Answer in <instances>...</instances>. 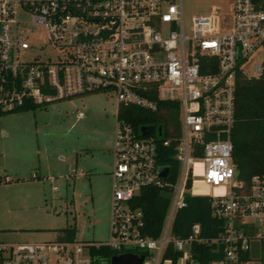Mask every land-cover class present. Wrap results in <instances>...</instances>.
<instances>
[{
	"label": "built area",
	"instance_id": "obj_1",
	"mask_svg": "<svg viewBox=\"0 0 264 264\" xmlns=\"http://www.w3.org/2000/svg\"><path fill=\"white\" fill-rule=\"evenodd\" d=\"M223 12L217 4L188 16L183 0H0V109L107 91L117 104L151 110L161 100L175 101L180 121L176 135L155 126L140 136L116 119L107 240L81 242L60 233L66 238L0 242V264L105 263L101 247L141 255V264H200L194 242L223 245L209 264H249L242 254L252 239H264V174L253 173L248 184L238 178L231 131L237 71L264 70V4L232 0L230 16ZM37 30L56 49L53 57L30 54L45 46L33 43ZM171 143L168 152L179 163L172 180L170 166L159 160ZM197 169L202 184L221 186L206 195L223 228L204 237L194 221L186 236H176L172 223L186 195L205 194L192 190ZM145 185L170 188L156 236L144 231L143 211L131 203ZM170 245L175 258L165 255Z\"/></svg>",
	"mask_w": 264,
	"mask_h": 264
},
{
	"label": "rangeland",
	"instance_id": "obj_2",
	"mask_svg": "<svg viewBox=\"0 0 264 264\" xmlns=\"http://www.w3.org/2000/svg\"><path fill=\"white\" fill-rule=\"evenodd\" d=\"M183 3L188 16L219 4L224 18L232 8V0ZM32 41L45 46L31 55H55L40 31ZM117 107L114 94L94 91L0 114V242L55 240L60 233L81 242L107 240ZM200 170L192 190L222 192L202 184ZM250 244L248 263L264 264V240Z\"/></svg>",
	"mask_w": 264,
	"mask_h": 264
},
{
	"label": "trees",
	"instance_id": "obj_3",
	"mask_svg": "<svg viewBox=\"0 0 264 264\" xmlns=\"http://www.w3.org/2000/svg\"><path fill=\"white\" fill-rule=\"evenodd\" d=\"M258 4H264V0H254ZM39 106L27 101L9 111L26 110ZM5 112L0 109V114ZM235 122L232 126L231 139L233 143V159L237 164L238 178L248 184L253 173L264 174V70L256 76H250L241 70L236 73L235 82ZM116 119H123L130 123L136 134L141 136L140 127L147 125H162V134L176 135L180 131L178 103L175 101L161 100L155 110L144 108L138 104L119 103L116 110ZM173 144L167 147L160 161L170 166L169 178L176 176L179 163L168 151H172ZM169 187L157 185L142 186L136 193L131 203L140 207L144 214V231L156 236L159 234L166 211L170 202ZM187 204L176 211L172 233L176 236H186L191 224L198 221L201 225V235L211 237L223 228V220L215 217L211 212L210 196L206 194L186 195ZM73 232V228H69ZM217 246V247H216ZM216 247V248H215ZM194 255L200 264H209L211 260L222 256L223 245L215 243L192 244ZM104 247L97 251L102 253ZM165 255L175 258L178 251L169 246ZM107 255L113 251L107 249ZM243 258L248 259V251H244ZM96 264H106L97 261Z\"/></svg>",
	"mask_w": 264,
	"mask_h": 264
},
{
	"label": "water",
	"instance_id": "obj_4",
	"mask_svg": "<svg viewBox=\"0 0 264 264\" xmlns=\"http://www.w3.org/2000/svg\"><path fill=\"white\" fill-rule=\"evenodd\" d=\"M155 126L153 125H147V126H141L140 127V133L142 135L150 134L154 130ZM157 130L159 133H161L162 126L157 125ZM159 172L162 175H166L168 173V165H162L159 167ZM59 239H65L66 236L64 234L58 235ZM142 256L131 253V252H124L119 254H112L110 259V264H141Z\"/></svg>",
	"mask_w": 264,
	"mask_h": 264
},
{
	"label": "crops",
	"instance_id": "obj_5",
	"mask_svg": "<svg viewBox=\"0 0 264 264\" xmlns=\"http://www.w3.org/2000/svg\"><path fill=\"white\" fill-rule=\"evenodd\" d=\"M110 173H111V171H110ZM20 176H23V175H18L17 177H16V179L18 180V179H20ZM31 176L33 177V176H36L35 175V173H32L31 174ZM111 177H112V175H111ZM21 178H24V177H21ZM4 179L6 180V181H8V180H12L13 178L11 177V175H9V174H6L5 175V177H4ZM112 182V181H111ZM255 239H257V238H255ZM261 242H263V240L264 239H259ZM251 244H250V249H251ZM250 249L248 250V255H250Z\"/></svg>",
	"mask_w": 264,
	"mask_h": 264
}]
</instances>
